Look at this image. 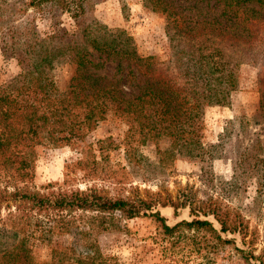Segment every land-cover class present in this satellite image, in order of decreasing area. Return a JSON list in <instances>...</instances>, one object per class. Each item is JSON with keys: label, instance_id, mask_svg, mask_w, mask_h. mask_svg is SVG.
Listing matches in <instances>:
<instances>
[{"label": "rangeland", "instance_id": "1", "mask_svg": "<svg viewBox=\"0 0 264 264\" xmlns=\"http://www.w3.org/2000/svg\"><path fill=\"white\" fill-rule=\"evenodd\" d=\"M6 5L18 7L13 16H19V0L0 1L7 12ZM218 8L213 6L212 11ZM51 9L38 13L29 6L24 15H36L42 35L57 26L74 29L69 12ZM188 10L196 9L183 7ZM87 13V19L125 29L140 54H157L165 60L160 67L168 78L181 84L169 59L173 42L165 14L151 10L143 0H90ZM225 41V50H231L230 40ZM241 46L236 45L241 56L246 51L260 55L257 61L240 60L238 83L226 104L204 107L195 125L200 153L166 151L168 136L144 137L137 122L109 113L81 137L36 144L26 175L16 171L18 157L7 161L0 155V190L8 193L95 190L111 198L153 201L151 209L133 217L120 210L40 212L43 221L52 220L54 234L44 240L32 237L36 263H48L55 247L71 257L86 256L90 250L95 264H264V30L254 45ZM74 68L72 56L66 54L54 60L48 73L64 90ZM19 72L16 58L6 56L0 46V95L12 89ZM17 203L0 204V224ZM200 206L215 208L229 228L221 230L219 219L199 212ZM156 211L169 226L198 217L211 221L217 232L184 224L166 230L152 214ZM14 241L11 235L0 238V250Z\"/></svg>", "mask_w": 264, "mask_h": 264}, {"label": "trees", "instance_id": "2", "mask_svg": "<svg viewBox=\"0 0 264 264\" xmlns=\"http://www.w3.org/2000/svg\"><path fill=\"white\" fill-rule=\"evenodd\" d=\"M143 2L168 18L169 38L173 42L169 59L180 73L181 84L168 78L160 67L165 60L157 54H140L125 29L87 19L90 0H19V16H13L18 11L16 6L6 5L7 12L0 8L1 50L6 56L15 57L20 66L14 86L9 87L12 89L0 95V155L6 156L7 161L18 157L14 161L18 163L19 175H26L31 168L29 155L36 144L81 137L109 113L137 122L144 137L168 136L171 141L166 151L200 153L202 145L195 125L204 107L226 104L238 83L240 60L257 61L260 55L245 50L241 56L236 45L248 47L260 39L264 0ZM29 6H35L38 13L52 7L69 12L74 29L57 26L42 35L36 26V15H24ZM213 6L218 10L212 11ZM183 7L196 10L184 12ZM225 40H230L231 50H225ZM66 54L72 56L75 68L67 87L60 90L48 72L54 60ZM261 58L264 62V55ZM8 200H17L18 205L0 224V238L11 235L15 241L0 250V264H38L31 250L32 237L44 240L54 234L52 220L47 217L43 221L40 212L120 210L133 217L153 206L152 200L111 198L95 190L47 195L0 190V204ZM190 210L198 214L194 207ZM198 210L205 215H218L215 208L200 206ZM152 214L166 230L184 224L217 232L207 219L195 217L169 226L157 211ZM218 219L221 230L229 228L225 220ZM94 260L90 250L86 256L71 257L65 249L53 247L50 261L42 264H95Z\"/></svg>", "mask_w": 264, "mask_h": 264}]
</instances>
